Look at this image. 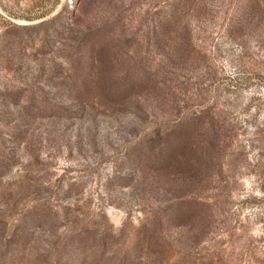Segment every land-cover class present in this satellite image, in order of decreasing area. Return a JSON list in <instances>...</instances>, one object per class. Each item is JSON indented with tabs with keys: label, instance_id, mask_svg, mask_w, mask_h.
<instances>
[{
	"label": "rangeland",
	"instance_id": "374dc122",
	"mask_svg": "<svg viewBox=\"0 0 264 264\" xmlns=\"http://www.w3.org/2000/svg\"><path fill=\"white\" fill-rule=\"evenodd\" d=\"M0 264H264V0H0Z\"/></svg>",
	"mask_w": 264,
	"mask_h": 264
}]
</instances>
